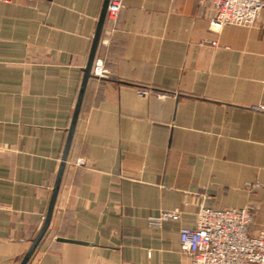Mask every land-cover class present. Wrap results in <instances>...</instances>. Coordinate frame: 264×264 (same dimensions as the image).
<instances>
[{
  "label": "crops",
  "instance_id": "crops-1",
  "mask_svg": "<svg viewBox=\"0 0 264 264\" xmlns=\"http://www.w3.org/2000/svg\"><path fill=\"white\" fill-rule=\"evenodd\" d=\"M104 1L0 2V264L44 226ZM122 4L26 264H190L179 232L201 205L264 230V20L215 33L197 0Z\"/></svg>",
  "mask_w": 264,
  "mask_h": 264
},
{
  "label": "built area",
  "instance_id": "built-area-1",
  "mask_svg": "<svg viewBox=\"0 0 264 264\" xmlns=\"http://www.w3.org/2000/svg\"><path fill=\"white\" fill-rule=\"evenodd\" d=\"M14 0H0L12 3ZM201 8L212 11L210 30L219 33L225 26L252 27L264 20V0H197ZM123 9L122 0H109L106 20L115 22ZM216 46L217 42L212 41ZM92 74L107 78L108 72L101 62H95ZM146 95L147 90H140ZM250 189L260 184H250ZM179 211L161 212L153 216L151 225L178 220ZM254 213L249 207L212 210L199 206L195 226L179 232V251L190 264H264V230L250 234Z\"/></svg>",
  "mask_w": 264,
  "mask_h": 264
},
{
  "label": "water",
  "instance_id": "water-1",
  "mask_svg": "<svg viewBox=\"0 0 264 264\" xmlns=\"http://www.w3.org/2000/svg\"><path fill=\"white\" fill-rule=\"evenodd\" d=\"M108 4H109V0H105L104 1V5H103V9H102V12H101V15H100V18H99L97 31H96V34L94 36V41H93V45H92V48H91L88 64H87V67L85 69V75H84V79H83V82H82V85H81V89H80V93H79V97H78V101H77V106H76V109H75V112H74L73 122H72V126L70 128L69 138H68L67 145H66V148H65V153H64V156H63V162L61 164V167H60L57 179H56V183H55V187H54V190H53V195H52L49 211H48L44 226L40 230V232L37 235V237L35 238V240H33L32 246L29 249V251L27 252V254L25 255V257L23 258L21 264H26L27 263L28 259L30 258V256L34 252V250L36 249L37 245L39 244L40 240L44 236V234H45V232H46V230H47V228L49 226V223H50V220H51V215H52L53 208H54L55 201H56V197H57V193H58L59 186H60V183H61V178H62L63 171H64V165H65V161H66V157H67V152H68L69 145H70V142H71V138H72V135H73V131H74V128H75V124H76V121H77L78 116H79V112H80L83 96H84V93H85V89H86V86H87V82H88L89 78L92 76L91 73H92V68H93V65H94L95 54H96V51H97V47L99 45V41H100V38H101V33H102V30H103L104 24L106 22Z\"/></svg>",
  "mask_w": 264,
  "mask_h": 264
}]
</instances>
